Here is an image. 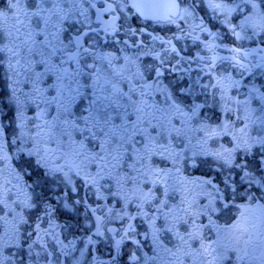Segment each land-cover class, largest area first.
Wrapping results in <instances>:
<instances>
[{
    "label": "snow or ice",
    "instance_id": "obj_1",
    "mask_svg": "<svg viewBox=\"0 0 264 264\" xmlns=\"http://www.w3.org/2000/svg\"><path fill=\"white\" fill-rule=\"evenodd\" d=\"M0 264H264V0H0Z\"/></svg>",
    "mask_w": 264,
    "mask_h": 264
}]
</instances>
